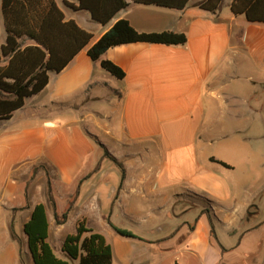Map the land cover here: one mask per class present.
Listing matches in <instances>:
<instances>
[{"label": "crops", "instance_id": "crops-1", "mask_svg": "<svg viewBox=\"0 0 264 264\" xmlns=\"http://www.w3.org/2000/svg\"><path fill=\"white\" fill-rule=\"evenodd\" d=\"M201 1L130 4L103 26L56 0L93 39L0 120V264H34L25 226L40 204L48 243L70 264L63 244L80 220L112 264H264V23L235 16L233 0L215 14ZM120 20L187 43L111 48L103 59L119 80L88 51ZM6 38L0 0V48Z\"/></svg>", "mask_w": 264, "mask_h": 264}, {"label": "trees", "instance_id": "trees-1", "mask_svg": "<svg viewBox=\"0 0 264 264\" xmlns=\"http://www.w3.org/2000/svg\"><path fill=\"white\" fill-rule=\"evenodd\" d=\"M73 8L86 11L92 19L106 26L130 4L155 6L184 11L192 0H77ZM225 0H204L196 3L203 11L217 13ZM235 16H244L249 22L264 23V0H233ZM2 15L6 29V42L0 48V120H8L27 99L38 95L49 83L50 75L60 73L84 49L93 35L74 20H67L56 0H2ZM147 43L166 46H184L185 34L173 32L140 33L127 20L118 21L88 51L94 62L119 80L125 73L114 63L103 59L111 48ZM123 178L124 167L116 159ZM229 168L228 165L221 163ZM67 214L63 215L66 219ZM60 222V220H59ZM125 238H138L133 233L114 226ZM49 224L45 206L38 205L25 226L29 250L34 264H70L59 259L48 243ZM63 252L79 264H112L113 251L105 237L87 227L80 220L75 234L63 244Z\"/></svg>", "mask_w": 264, "mask_h": 264}, {"label": "rangeland", "instance_id": "rangeland-1", "mask_svg": "<svg viewBox=\"0 0 264 264\" xmlns=\"http://www.w3.org/2000/svg\"><path fill=\"white\" fill-rule=\"evenodd\" d=\"M182 256V258H181V260H182V263L183 264H185V261H187V255H181Z\"/></svg>", "mask_w": 264, "mask_h": 264}]
</instances>
